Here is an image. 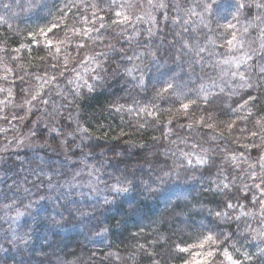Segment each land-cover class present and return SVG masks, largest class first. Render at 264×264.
<instances>
[{
    "label": "clouds",
    "instance_id": "9594fccd",
    "mask_svg": "<svg viewBox=\"0 0 264 264\" xmlns=\"http://www.w3.org/2000/svg\"><path fill=\"white\" fill-rule=\"evenodd\" d=\"M0 264H264V0H0Z\"/></svg>",
    "mask_w": 264,
    "mask_h": 264
}]
</instances>
